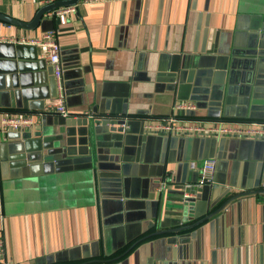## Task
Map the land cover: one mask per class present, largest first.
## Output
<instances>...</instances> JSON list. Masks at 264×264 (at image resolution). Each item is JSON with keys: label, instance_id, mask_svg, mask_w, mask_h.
<instances>
[{"label": "crops", "instance_id": "1", "mask_svg": "<svg viewBox=\"0 0 264 264\" xmlns=\"http://www.w3.org/2000/svg\"><path fill=\"white\" fill-rule=\"evenodd\" d=\"M55 1L0 0L19 24L0 20V117L38 114L28 131L0 125V264H264V135L142 128L264 125L248 118L264 114V33L244 37L264 0H79L24 27ZM46 32L67 117L43 113L51 68L20 44ZM205 159L215 170L200 185ZM166 214L180 223L160 228Z\"/></svg>", "mask_w": 264, "mask_h": 264}, {"label": "built area", "instance_id": "2", "mask_svg": "<svg viewBox=\"0 0 264 264\" xmlns=\"http://www.w3.org/2000/svg\"><path fill=\"white\" fill-rule=\"evenodd\" d=\"M73 7L57 10L56 13H66L72 10ZM55 13V14H56ZM20 44H28L35 46L38 49L39 58L47 63L52 69V77L55 82L56 96L48 101L42 111L43 113L57 114L61 117H67L68 111L63 103V87L61 81L62 68L60 64V49L55 40L53 32H46L40 38L33 39ZM195 109L192 103H180L174 105L173 110L176 111H193ZM38 114L34 113H6L0 117L1 128L5 131L24 132L31 130L36 124ZM126 128V126H121ZM143 132L146 134H154L158 136H171L180 134H203L215 135L218 137L238 138L258 137L264 135V125H256L254 128L243 127L241 122H225L216 121L212 126L203 128L199 125L188 127L177 123L174 116H170L157 123L143 122ZM215 170V161L213 159H205L202 165L198 168L199 184L204 185L211 181ZM4 243L0 236V260L4 256Z\"/></svg>", "mask_w": 264, "mask_h": 264}, {"label": "water", "instance_id": "3", "mask_svg": "<svg viewBox=\"0 0 264 264\" xmlns=\"http://www.w3.org/2000/svg\"><path fill=\"white\" fill-rule=\"evenodd\" d=\"M79 0H58V1H55V2H53V3H51L50 5H48V6H46V7H44V8H42V9H40L37 13H36V15H35V18L33 19V22H32V24H30V25H27V26H24V27H33L37 22H38V20L45 14V13H49V12H51V11H53V10H55V9H57V8H65V7H70V6H72V5H75V4H77V2H78ZM248 18H249V16H248ZM252 18V17H251ZM0 20H2V21H5V22H8V23H10V24H14V25H19L18 23H16L14 20H12V19H10V18H7V17H5V16H2V15H0ZM241 31H243V30H241ZM251 31L253 32V34H245L244 35V37H245V40L247 39V37H256L257 35L259 36L260 34L259 33H264V18L262 19V21L259 23V25L258 26H253V27H251ZM258 32V33H257ZM236 43H235V46H237V47H239V48H244L245 46H246V44H245V42H244V40H243V38L240 40L239 39V36H237L236 37ZM238 40V41H237ZM44 62V61H43ZM45 63V62H44ZM51 76H52V69H51ZM53 78V77H52ZM53 82H54V78H53ZM54 86H55V82H54ZM56 96V90H55V94H54V96L53 97H55ZM52 97V98H53ZM44 107V106H43ZM43 107L41 108V109H43ZM255 111L256 109H253V107H252V109H251V111ZM248 118L249 119H251V120H264V114H262V116L261 117H259L258 115L257 116H255L253 113H251V114H249L248 115ZM81 124V123H80ZM84 124V123H83ZM127 126V125H125L124 124V122L123 123H121L120 124V127L121 126ZM142 125H143V123H142ZM85 126L88 128L89 126H87V122H85ZM112 128H113V126H111ZM122 128V130H126L127 128H123V127H121ZM93 130H95V128L93 127ZM113 130V129H112ZM115 130V129H114ZM95 132V131H94ZM185 191H187V190H185ZM189 191V190H188ZM177 210V209H176ZM169 215L170 214H166L165 216H164V218H163V220L160 222V224H159V227L160 228H165L166 226H167V223H172L173 225H176V224H179L180 223V218L178 217V215H176L175 216V218H173L172 219V221L170 220V218H169ZM187 228H185V227H183V228H178V229H176V230H174V232L175 233H178V232H180V231H183V230H186Z\"/></svg>", "mask_w": 264, "mask_h": 264}, {"label": "trees", "instance_id": "4", "mask_svg": "<svg viewBox=\"0 0 264 264\" xmlns=\"http://www.w3.org/2000/svg\"><path fill=\"white\" fill-rule=\"evenodd\" d=\"M8 113H11V112H8ZM15 113H21V112H15Z\"/></svg>", "mask_w": 264, "mask_h": 264}, {"label": "rangeland", "instance_id": "5", "mask_svg": "<svg viewBox=\"0 0 264 264\" xmlns=\"http://www.w3.org/2000/svg\"><path fill=\"white\" fill-rule=\"evenodd\" d=\"M25 45H28V44H25Z\"/></svg>", "mask_w": 264, "mask_h": 264}]
</instances>
